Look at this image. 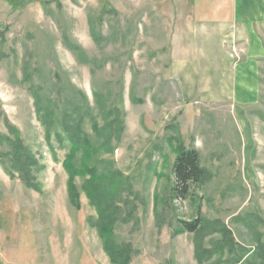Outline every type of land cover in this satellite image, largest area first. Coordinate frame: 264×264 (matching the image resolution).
I'll list each match as a JSON object with an SVG mask.
<instances>
[{"label":"rangeland","instance_id":"1","mask_svg":"<svg viewBox=\"0 0 264 264\" xmlns=\"http://www.w3.org/2000/svg\"><path fill=\"white\" fill-rule=\"evenodd\" d=\"M183 11L191 0H0V134L15 129L41 165L33 190L0 164V264H112L87 177L74 180L78 209L68 198L63 124L76 121L93 150L89 165L120 183L113 233L132 247L129 264H198L194 236L179 232L197 217L232 235L231 251L211 263L264 246V60L244 134L229 103L191 104V92L168 75ZM259 36L264 45V23ZM35 96L53 114L48 129ZM177 140L213 176L186 200L172 193ZM220 239L208 234L203 248Z\"/></svg>","mask_w":264,"mask_h":264},{"label":"crops","instance_id":"2","mask_svg":"<svg viewBox=\"0 0 264 264\" xmlns=\"http://www.w3.org/2000/svg\"><path fill=\"white\" fill-rule=\"evenodd\" d=\"M216 1L191 0V12H180L181 27L168 43V75L181 83L183 91L191 92V104L229 103L245 134V108L257 103L259 97L264 0ZM170 18L174 27L177 17Z\"/></svg>","mask_w":264,"mask_h":264},{"label":"trees","instance_id":"3","mask_svg":"<svg viewBox=\"0 0 264 264\" xmlns=\"http://www.w3.org/2000/svg\"><path fill=\"white\" fill-rule=\"evenodd\" d=\"M35 102L38 114H40L39 119L48 129L53 122V114L41 107L37 96H35ZM63 125L70 141L69 152L63 161V167L68 174L67 192L69 201L73 207L78 209L79 195L74 180L77 177H87L83 189L98 215L97 229L103 251L112 264H129L134 253L132 247L129 244L116 243L113 233L114 225L117 222L116 216L120 212L116 204V200L119 199L120 183L117 180L111 183L105 177L99 176L96 170L89 165L93 150L82 135L81 121H76L74 125ZM8 128L10 136L0 134V145H6L8 148L7 152L0 153V164L7 162L6 173L10 178H14L17 174L19 180L27 188L36 190L37 185L34 182L32 173L40 169L41 165L23 144L18 132L11 127ZM92 128L97 129L95 124H92ZM174 152L175 160L172 166L174 188L172 193L175 198L186 200L193 196L194 189L206 185L212 180L213 176L201 166L198 152L186 149L181 141H176ZM78 154L81 155L79 169L75 168L74 165ZM253 219L257 221L256 217H253ZM206 230L209 233L206 234ZM179 232L194 236V257L198 264H215L214 262L211 263L212 259L217 257V261L222 260L226 251L230 252V248L234 244L231 232L219 221L205 223L197 217L191 223H184ZM216 232L221 235L220 241H217L210 249L203 248L204 238L208 234ZM255 251H257L256 256L254 255ZM255 251L234 259L231 264H256L257 258H259L258 264H264V246L259 244Z\"/></svg>","mask_w":264,"mask_h":264},{"label":"built area","instance_id":"4","mask_svg":"<svg viewBox=\"0 0 264 264\" xmlns=\"http://www.w3.org/2000/svg\"><path fill=\"white\" fill-rule=\"evenodd\" d=\"M232 52H233V53H235V51H234V50H232Z\"/></svg>","mask_w":264,"mask_h":264}]
</instances>
